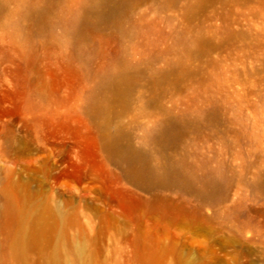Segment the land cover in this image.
Instances as JSON below:
<instances>
[{
    "label": "rangeland",
    "instance_id": "rangeland-1",
    "mask_svg": "<svg viewBox=\"0 0 264 264\" xmlns=\"http://www.w3.org/2000/svg\"><path fill=\"white\" fill-rule=\"evenodd\" d=\"M92 1L0 0V264H264V0Z\"/></svg>",
    "mask_w": 264,
    "mask_h": 264
},
{
    "label": "bare ground",
    "instance_id": "bare-ground-1",
    "mask_svg": "<svg viewBox=\"0 0 264 264\" xmlns=\"http://www.w3.org/2000/svg\"><path fill=\"white\" fill-rule=\"evenodd\" d=\"M108 0H94L90 3V5L85 9L84 14L81 15L80 24L85 25L89 23V12L95 10L100 13H105L106 4ZM124 78L121 79L120 82L114 81V101L121 98L124 94ZM115 101V102H116ZM116 105H114L115 110ZM102 111V115L108 114L109 106L105 105L100 107ZM101 113V112H100ZM179 130V125L174 123H169L161 126L152 136L151 142L155 144H164V142L169 138L173 137L177 134ZM107 146L114 151V153L121 159L125 160L130 168V170L138 175L141 178H148V177H157L160 179L166 178H177L186 182V180L182 177L180 170L173 166V167H149L146 165L147 155L144 151L135 149L128 145L121 143V135L118 133H114V135H109L107 137Z\"/></svg>",
    "mask_w": 264,
    "mask_h": 264
}]
</instances>
